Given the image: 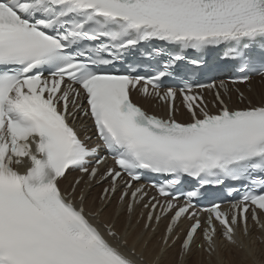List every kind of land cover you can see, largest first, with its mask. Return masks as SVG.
<instances>
[{
	"label": "snow or ice",
	"instance_id": "snow-or-ice-1",
	"mask_svg": "<svg viewBox=\"0 0 264 264\" xmlns=\"http://www.w3.org/2000/svg\"><path fill=\"white\" fill-rule=\"evenodd\" d=\"M254 50L264 0H0V264H264Z\"/></svg>",
	"mask_w": 264,
	"mask_h": 264
},
{
	"label": "bare ground",
	"instance_id": "bare-ground-1",
	"mask_svg": "<svg viewBox=\"0 0 264 264\" xmlns=\"http://www.w3.org/2000/svg\"><path fill=\"white\" fill-rule=\"evenodd\" d=\"M251 87L253 89L254 94H259L261 91H264V84L259 85L258 83H252ZM264 234H261L260 232L253 231V236H261ZM247 243H251V241H246ZM253 247H256L259 251L264 252V244H261L259 241H256L255 244L252 245ZM226 264H247V261L243 259V254L241 252H238L235 249H232L231 253H229L227 250L224 252Z\"/></svg>",
	"mask_w": 264,
	"mask_h": 264
}]
</instances>
